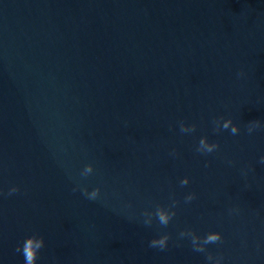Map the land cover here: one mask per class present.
I'll return each instance as SVG.
<instances>
[{
  "label": "water",
  "instance_id": "1",
  "mask_svg": "<svg viewBox=\"0 0 264 264\" xmlns=\"http://www.w3.org/2000/svg\"><path fill=\"white\" fill-rule=\"evenodd\" d=\"M262 158L264 0H0V264H264Z\"/></svg>",
  "mask_w": 264,
  "mask_h": 264
},
{
  "label": "clouds",
  "instance_id": "2",
  "mask_svg": "<svg viewBox=\"0 0 264 264\" xmlns=\"http://www.w3.org/2000/svg\"><path fill=\"white\" fill-rule=\"evenodd\" d=\"M233 131L235 132V129H233ZM201 143H203V141H201ZM208 151H211V146L208 147ZM262 160H264V158H262ZM14 191H16L15 187L9 189V192H14ZM208 238L211 240H219L221 239V235L219 233L210 234ZM154 243H158L161 247H163L164 242L163 240H160ZM34 260H35V250L33 252V256L30 259H27L26 264H34Z\"/></svg>",
  "mask_w": 264,
  "mask_h": 264
}]
</instances>
